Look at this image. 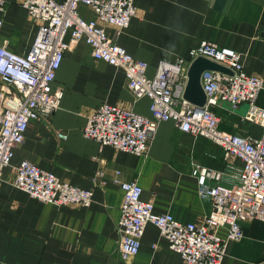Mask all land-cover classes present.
I'll use <instances>...</instances> for the list:
<instances>
[{"label": "crops", "instance_id": "crops-1", "mask_svg": "<svg viewBox=\"0 0 264 264\" xmlns=\"http://www.w3.org/2000/svg\"><path fill=\"white\" fill-rule=\"evenodd\" d=\"M23 2L6 0L0 11V46L20 56L28 54L40 28ZM135 5L138 14L128 28L120 34L112 27L106 30L128 53L148 63L150 78L178 58H188L204 40L241 52L245 72L264 78V0H135ZM79 11L86 20L96 18L88 6ZM53 86L64 91L61 107L50 119L29 124L26 142L14 150L12 166L0 181V264H182L181 255L153 224L145 230L138 255L121 259V183L137 181L142 199L154 204L155 213L201 225L212 205L199 195L192 164L221 170L224 149L182 131L173 120L159 124L145 156L85 138L88 117L104 103L151 117V99L135 100L124 70L97 60L85 41L65 53ZM257 104L264 108V90ZM212 111L221 130L245 134L252 142L262 137V126L243 120L247 105L233 110L223 104ZM58 132L67 138H59ZM24 160L63 182L92 190L93 203L58 206L16 188L14 166ZM231 161L242 165L239 158ZM241 224L244 238L228 244L223 264H264V222ZM219 234L225 237L227 230Z\"/></svg>", "mask_w": 264, "mask_h": 264}, {"label": "built area", "instance_id": "built-area-1", "mask_svg": "<svg viewBox=\"0 0 264 264\" xmlns=\"http://www.w3.org/2000/svg\"><path fill=\"white\" fill-rule=\"evenodd\" d=\"M6 0H0V11ZM24 7L40 23L38 35L25 56L0 46V181L4 169L12 166L14 150L26 142L29 124L50 119L61 107L64 91L53 84L67 51L81 41L91 46L97 60L121 68L135 100L151 99V117L129 108L104 103L92 113L83 136L138 156L147 155L159 124L173 120L194 137H206L225 152L223 169L192 164L199 195L212 210L201 225L183 224L171 214H157L152 202L142 199L137 181L122 182L124 199L118 222L121 259L130 261L140 252L141 240L149 224L155 225L169 247L179 253L182 264H223L231 241L244 238L241 222H264V108L257 104L264 90V78L244 70L243 54L204 40L154 77L147 75L148 63L137 59L111 37L106 28L120 34L138 14L135 0H24ZM88 6L95 19L86 20L80 6ZM199 57L225 67L229 72L205 70L201 86L206 95L203 106L185 97L191 64ZM229 104L233 110L247 105L243 120L263 128L256 142L220 129V119L212 107ZM65 140L67 135L58 132ZM239 158L238 166L231 160ZM13 185L33 198L55 205L89 207L92 190L63 182L55 174L24 160L14 166ZM227 235L222 237L220 229Z\"/></svg>", "mask_w": 264, "mask_h": 264}, {"label": "water", "instance_id": "water-1", "mask_svg": "<svg viewBox=\"0 0 264 264\" xmlns=\"http://www.w3.org/2000/svg\"><path fill=\"white\" fill-rule=\"evenodd\" d=\"M205 70L229 72L220 64L203 57L197 58L191 64L188 72L189 81L186 88L185 97L199 106H203L206 103V95L201 86V76ZM242 136L246 137L245 134H242Z\"/></svg>", "mask_w": 264, "mask_h": 264}]
</instances>
